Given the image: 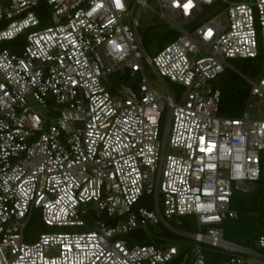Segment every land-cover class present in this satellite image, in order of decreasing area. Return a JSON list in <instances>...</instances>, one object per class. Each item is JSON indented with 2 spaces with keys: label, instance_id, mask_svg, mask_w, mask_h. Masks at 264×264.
<instances>
[{
  "label": "built area",
  "instance_id": "obj_1",
  "mask_svg": "<svg viewBox=\"0 0 264 264\" xmlns=\"http://www.w3.org/2000/svg\"><path fill=\"white\" fill-rule=\"evenodd\" d=\"M145 10L176 31L152 56ZM0 24V44L27 32L0 51V264H264V236L258 252L222 230L260 175L264 0H0ZM258 56L241 115L218 117L226 62ZM140 229L158 244L121 238Z\"/></svg>",
  "mask_w": 264,
  "mask_h": 264
},
{
  "label": "trees",
  "instance_id": "obj_2",
  "mask_svg": "<svg viewBox=\"0 0 264 264\" xmlns=\"http://www.w3.org/2000/svg\"><path fill=\"white\" fill-rule=\"evenodd\" d=\"M36 13L41 19V25L45 26L47 23L44 14L45 8H41V10L36 11ZM21 38L22 37L20 36L11 41L1 43L0 51L5 48H11L12 51H18L20 44H22ZM171 40H173V38ZM16 42H19L18 47L15 45ZM238 63L239 69L243 74L248 73L249 77H256L261 71V56L253 59H240ZM227 71L228 70L225 69L221 74L222 76L220 75L222 79L214 84L216 88L220 90V101L217 115L220 118H236L241 115L244 109L249 89H247L244 80H237L234 73H227ZM249 183H253V187L250 188L247 185V190L245 192L237 193L235 190L233 191L229 209L236 213V219L228 218L225 220H232L237 223L238 230L236 236L238 242H232L244 248H254L259 237L264 236V151L260 153V175L256 181ZM131 236H137V234H132ZM223 236H225L224 231ZM139 241L140 246L150 243L158 244V241L151 240L147 236H140ZM204 257L208 264H212L225 258V256L220 257L211 251H205Z\"/></svg>",
  "mask_w": 264,
  "mask_h": 264
},
{
  "label": "rangeland",
  "instance_id": "obj_3",
  "mask_svg": "<svg viewBox=\"0 0 264 264\" xmlns=\"http://www.w3.org/2000/svg\"><path fill=\"white\" fill-rule=\"evenodd\" d=\"M225 2H230V1H241V0H223ZM223 5H225L224 3L222 4L220 2V4H216L214 6L216 11L222 10L223 9ZM212 16V10L208 11L205 15H203L201 17V21L205 20L207 17ZM141 26L139 28L140 33H142V42L144 45V48L147 52L148 55L152 56L154 54H156L163 46H165L167 43H170L172 40V38L174 39L176 36V31L174 30V28L172 26H170L169 24H165L162 21H160L158 18L156 19H152V14L149 10H145L144 12H142L141 14ZM0 28H2L1 24H0ZM27 32H24L23 35L21 36L22 41L20 44L21 45L24 44V40H25V35ZM4 43V42H3ZM19 42H16V47H18ZM19 47V48H20ZM7 50H11V48H5ZM239 60L240 59H233V60H228L226 63L228 65V67H226L227 73H234L235 76L237 77V80H244L247 89L250 90L251 88V84L252 83H257L260 79V77L263 74V70L261 68L260 73L255 77H249L248 73L243 74V72L239 69ZM226 73V74H227ZM225 74V75H226ZM222 76V75H221ZM219 76L215 82H218L220 79H222V77ZM228 76V75H227ZM214 82V84H215ZM214 87H216L214 85ZM249 118L250 119H258L260 120H264V111H251L249 114ZM165 122L162 121V125H161V132L163 133L164 130V124ZM250 188L253 187V183H248L247 184ZM235 192L240 193L241 191L235 190ZM151 206V200L149 198H142L138 204H136L135 209L137 208H149ZM194 219L192 218H180L179 221H181V223L183 224L182 226L178 227L180 230L182 231H186V232H190L193 233L196 231V224L195 221H193ZM170 226L172 227H176L177 224L174 220L170 221L169 223ZM223 231H224V238L227 239L230 242H238V238H237V230H238V225L235 221L232 220H228V221H224L223 224ZM149 230L151 232H153V234H165L170 236L169 241H167V244L173 243L174 238H176L175 241L177 242H183V241H188L191 242L192 240L190 238L185 239L182 237L177 238L176 236H172L171 234L167 233V231L165 230V228L161 225H156V226H150ZM47 229H45L44 227L40 226L39 221H34L31 222L27 228H26V232L30 233V236H34V238L37 237V235L39 233H43L46 232ZM73 231V230H70ZM132 234H137V236H131ZM130 234V236H125V237H121L122 239L125 240H132V242L134 244L131 245H138L140 244V236L145 237L147 234V231H136L135 233ZM232 242V243H233ZM247 249H252V250H256L258 252H260L257 247L255 246L254 248H247Z\"/></svg>",
  "mask_w": 264,
  "mask_h": 264
}]
</instances>
